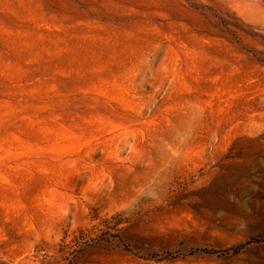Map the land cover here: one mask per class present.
I'll return each instance as SVG.
<instances>
[{
    "label": "rangeland",
    "instance_id": "obj_1",
    "mask_svg": "<svg viewBox=\"0 0 264 264\" xmlns=\"http://www.w3.org/2000/svg\"><path fill=\"white\" fill-rule=\"evenodd\" d=\"M0 264H264V0H0Z\"/></svg>",
    "mask_w": 264,
    "mask_h": 264
}]
</instances>
